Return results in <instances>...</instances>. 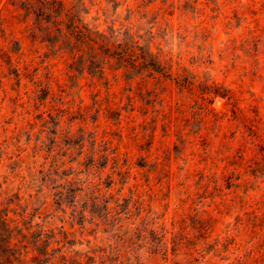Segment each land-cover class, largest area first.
Segmentation results:
<instances>
[{
    "label": "rangeland",
    "instance_id": "1",
    "mask_svg": "<svg viewBox=\"0 0 264 264\" xmlns=\"http://www.w3.org/2000/svg\"><path fill=\"white\" fill-rule=\"evenodd\" d=\"M29 1L0 0L9 263L264 264V0H56L136 46L145 67L100 57L101 79Z\"/></svg>",
    "mask_w": 264,
    "mask_h": 264
},
{
    "label": "trees",
    "instance_id": "2",
    "mask_svg": "<svg viewBox=\"0 0 264 264\" xmlns=\"http://www.w3.org/2000/svg\"><path fill=\"white\" fill-rule=\"evenodd\" d=\"M27 3L29 4L30 1L27 0ZM34 3L39 7H37L35 12H32V14L35 17H42L41 20L44 23L48 22L46 21V17L50 16L51 14H58V16L62 14L64 18L63 29L57 28L55 29V32L59 33L62 36V39H65L66 41L71 40L73 42L72 49L70 51V59L72 60L71 64H74L73 60L78 56L85 55L86 60L83 61V64L87 63V69H92L93 71L99 73V75L101 76L98 79L104 78L103 68L98 67V60L100 59V57H102V59L108 60L114 59L116 63L122 66V68L130 71H134L136 69L138 70V67H145L142 64L137 63L138 57L134 52L136 46H134V48H132V46H128L119 50L116 49L117 47L112 49L106 46L102 42V40L93 35L92 32H89L88 29H86L78 19H73L71 15H68L69 13H66L67 11L64 10L62 5L58 1L35 0ZM28 9L29 7L26 8V10ZM15 11V7L13 9L12 4H8V7L3 5L0 8V27L2 31H12ZM61 24L62 21H59L57 25L59 26ZM146 66H149L150 70L155 72L156 67L153 64L149 65L148 63ZM26 75L28 76V74ZM114 84H108L107 91H109L111 86H114ZM90 91L95 93V97H97L98 91L95 88V82L91 84ZM102 110H106L109 112L110 107H103ZM252 225H254V223ZM255 229L256 228H254L252 232H255ZM6 233H8L7 221L4 215H0V264H15L23 261L26 256V252H24L23 255L19 253L16 256L17 259L12 260L9 263V259L12 257L11 250L12 248H15L16 242H12L9 237L4 238L3 235ZM258 240L261 241L262 239L258 238ZM18 247L19 249L25 248L23 246ZM194 253H196V249H190L189 255H192Z\"/></svg>",
    "mask_w": 264,
    "mask_h": 264
}]
</instances>
